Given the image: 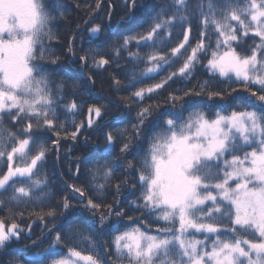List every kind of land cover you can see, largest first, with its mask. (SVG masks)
<instances>
[{
	"label": "snow or ice",
	"instance_id": "1",
	"mask_svg": "<svg viewBox=\"0 0 264 264\" xmlns=\"http://www.w3.org/2000/svg\"><path fill=\"white\" fill-rule=\"evenodd\" d=\"M125 3L129 16L122 18V23L128 24L143 5L138 6L137 0ZM188 5L189 0H168L158 6L145 34H121L116 42L119 46L112 50L116 58L113 63L121 52L132 46L137 49L125 57L133 64L125 88L154 79L188 52L177 71L159 83L139 88L130 99L142 104L171 83H190L197 67H204L212 77L242 83L246 89L249 85L257 87L259 94L251 91L247 97L248 106L255 110H233L228 115L217 111L210 117L202 106H208L207 102L215 105L223 94L210 91L208 81L199 84V90L178 88L169 93L166 103L171 107L166 111L152 104L140 107L131 130H118L116 136L107 133L105 144V152L111 154L119 140L120 155L133 156L127 168L138 174L133 187V191H141L137 200L127 209L119 200L104 205V193L115 171L109 161L98 164L90 177L96 182L91 187L97 195L81 201L92 215L66 221L69 231L63 224L52 228L44 224L43 237L55 232L49 247L31 255L28 248L21 250L24 260L9 264H44L48 257L60 255L61 245L67 243L73 246L52 264H264V0L198 3L197 15L202 19L196 26L201 31L194 46L193 14ZM96 7H100L99 0ZM62 9L60 0H51V6L48 0H0V210L47 206L52 193L45 191L48 178L43 167L50 151L45 134L56 128L65 132L63 137L56 132L53 146L58 149L60 139L76 140L84 127L83 121H72L75 131L68 136L65 124L57 123L60 112L75 115L79 111L75 101L61 106L65 84L57 82L58 73L52 68L59 58L50 42L56 38L54 29L64 15ZM88 23L91 20L85 21V25ZM177 27L180 32L175 31ZM102 32L104 38L85 55L77 56L72 48L68 54L84 67L90 56L100 57L93 60L94 68L109 65L101 50L116 30L108 27L105 31L101 25L90 29L93 38ZM174 35L183 39L165 52ZM248 39L253 41L251 45ZM241 42L250 54L237 51ZM144 48L155 51L141 54ZM202 58L207 59L204 65ZM141 63L149 66L137 71L135 66ZM114 85L119 91L121 82L115 80ZM72 87L77 89L78 85ZM186 111L188 115L184 116ZM102 112L101 107L90 106L87 126L98 122ZM22 120L28 122L16 127ZM115 188L119 192L121 185ZM72 191L84 196L80 188L73 187ZM62 207L63 216L75 211L67 198ZM130 211L140 212L141 217L129 216ZM46 215L54 220L57 213L53 209ZM19 216L22 221L23 212ZM143 216L170 226L158 228L155 234L140 227L128 228L107 243L110 252H99L95 235L118 231L116 225L124 223L125 217L135 225ZM39 218L43 220L44 216ZM32 227L28 225L25 233L14 215L0 216V250L19 242L22 235L30 239ZM197 234L204 238H195ZM81 245L86 248L81 249ZM35 247L36 242L29 246ZM109 256L111 260L106 259Z\"/></svg>",
	"mask_w": 264,
	"mask_h": 264
},
{
	"label": "trees",
	"instance_id": "2",
	"mask_svg": "<svg viewBox=\"0 0 264 264\" xmlns=\"http://www.w3.org/2000/svg\"><path fill=\"white\" fill-rule=\"evenodd\" d=\"M48 2L51 6V0H48ZM97 2L98 0H60V3L63 5L62 10L64 15L58 21L54 29L56 38L50 42L51 48L59 60L52 68L58 73L56 77L57 82L63 81L65 84V91L61 94L63 96V99L60 101L61 106L75 101L77 105H79V111L75 115H66L60 112V118L57 123L65 124L68 136H70L72 131H75L72 121H75V124H80L83 121L84 127L80 133H78L76 140L70 138L60 139L58 149L53 146V141L57 139L56 132L60 131L62 137L65 136V132L56 128L45 134L44 139H46L47 146L50 149L43 167V171H46L48 178V189L45 191H50L52 193V201L47 206L43 207L21 206L13 209L5 207L3 210H0V216L14 215L16 222L21 224L25 233L28 231V225H33L30 239L26 235H22L19 242L13 241L9 247L0 250V264H9V262L13 260L22 262L24 257L20 252L26 248L29 249L28 254L31 255L49 247L53 241L55 232L51 233V235H47L46 238L43 237L41 230L44 224H47V228H52L53 225L63 224L64 230L69 231L66 221L87 219L88 216L92 215V213H89L87 209L83 207L81 201L83 200L86 202L88 198L97 195L96 191L91 187V185L96 182H93L90 177L92 170L95 169L98 164L109 161L115 171V175L109 182L108 188L104 193L106 196V199L103 201L104 205H111L114 201L119 200L121 201L120 206L127 209L129 204L137 200L141 195V191H133V187L137 183L138 174L127 168V163L133 160V156L129 155L124 157L120 155L119 140H117V146L111 154L105 152V144L107 133L111 132L113 136H116L118 130H123L125 128L131 130L132 125L136 123L135 117L140 107L152 104L158 106L159 111H166L171 107L170 104L166 103L169 93L175 92L178 88L185 90L188 88H197V90H199L198 85L204 81H208L210 91H219L223 94V99H218L215 105H213L212 102H207L208 106H202L210 117H214L217 111L228 115L233 110L239 111L244 108H247L249 111L255 110L248 106L247 97L250 96L251 91H256L259 94L257 87L249 85L246 89L242 83H235L224 78L212 77L204 67H197L195 76L191 79L190 83L180 81L171 83L164 91L160 92L159 95H153L151 99H145L142 104L137 105L135 100L130 99L131 94L141 87L159 83L166 78L169 73L177 71L178 68L182 66V61L184 57L187 56L188 52H184L177 63L161 71L154 79H146L142 84H136L135 87L125 88L124 85L127 84L129 70L133 67L131 61L125 59V57L128 56L129 51L135 52L137 49L135 46H132L128 51L121 52L119 59L114 63L112 61L116 58L112 54V50L119 46L116 42L121 40V34L123 36L145 34L151 27V17L158 10V6L167 4L168 0H137L138 6L143 5V7H138L135 16L128 24L122 23V18L129 16L125 0H99V9L96 7ZM200 2L207 4V0H189L188 5L189 12L193 14V30L191 36L195 39H192V46L195 45L196 39L199 38L198 33L201 31V29L196 26L198 21L202 19V17H198L197 15V5ZM88 20H91V23L85 25V21ZM94 25H101L105 31H107L108 27L116 30L115 35L109 38L108 43L101 50V55L105 59L110 60V64L102 68H94L92 66L93 60H98L100 58L99 56H90L87 61L88 66L84 67L80 60L68 54L69 48H72L77 56H83L90 49L96 47L104 38V32L93 38L90 35V29ZM187 27L188 25H185V28ZM129 29H131V31H129ZM175 31L180 32L181 29L177 27ZM90 39H92V43L88 42ZM182 39V36L174 35L171 43L164 51H170V49L176 47ZM256 39L258 41V38ZM252 43L253 41L248 39V45ZM246 47L247 45L241 42V46L237 48V51L242 54H250V52H245ZM140 51L141 54H146L155 51V49L144 48ZM206 63L207 59L202 58L201 65ZM148 66L149 65L141 63L135 67L137 71H140ZM115 80L121 82L119 91L116 90L114 85ZM73 84L78 85V88L73 89ZM74 91L77 94L74 95ZM177 94L179 95L180 93ZM93 105L103 109L102 118L94 123L92 127H88L86 123L89 117L88 108ZM173 110L175 111V109ZM187 115L188 112H184V116ZM93 119L95 120L94 117ZM27 122V120H22L16 127H22ZM33 124L35 126L34 121ZM7 126L11 127V125ZM151 128L152 126L149 125V129ZM12 130L14 131L15 128ZM143 147H147L146 142ZM142 154L143 153H141V155ZM116 184L121 185L119 192L116 191ZM17 186L19 187L20 184L18 183ZM73 187L80 188L84 192V196L81 197L79 193H74L72 191ZM5 195L8 194L5 193ZM65 198L68 199L73 209H75V211L69 213L67 216L62 215L64 212L62 202ZM53 209L57 213L54 220L49 219L46 215L49 210ZM21 212H23L22 221L19 216ZM37 213L43 215L44 219L41 220ZM104 214H107L106 207L104 208ZM128 215L134 218L141 217V213L138 211H130ZM84 227L86 228L87 225H84ZM131 227H140L142 230L154 234L158 228H164L165 224L163 222L155 223L153 217L143 216L135 225H132L128 223L127 217H125L124 223L116 225L118 231L113 230L109 232L108 235L94 234L99 252L102 255L106 252H110L111 248L107 246V243L116 235ZM44 233H47V229H44ZM33 242L37 243V247L29 248ZM71 246H73L72 243L62 244L60 255L66 254L67 248ZM84 248H86V245H81V249ZM60 255L48 257L44 260V264H52V260L58 259ZM106 259L111 260L112 258L109 256L106 257Z\"/></svg>",
	"mask_w": 264,
	"mask_h": 264
},
{
	"label": "rangeland",
	"instance_id": "3",
	"mask_svg": "<svg viewBox=\"0 0 264 264\" xmlns=\"http://www.w3.org/2000/svg\"><path fill=\"white\" fill-rule=\"evenodd\" d=\"M229 159H230V157H229ZM232 186L234 187L235 185L234 184H232ZM165 224V223H164ZM168 226H170V225H167V224H165V227H168ZM176 227H179V225H178V223L176 224ZM156 232H154V234H155ZM151 234V233H150ZM195 238H197V239H203L204 237L203 236H201V235H199V234H197L196 236H195ZM214 238V237H213ZM85 254H87V252L85 253ZM60 258V257H59ZM58 258V259H59Z\"/></svg>",
	"mask_w": 264,
	"mask_h": 264
}]
</instances>
